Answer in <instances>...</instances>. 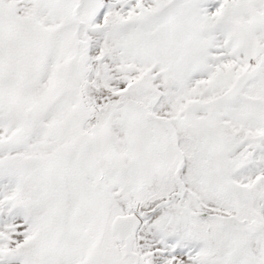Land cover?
Wrapping results in <instances>:
<instances>
[{"label":"snow or ice","instance_id":"6c2138e0","mask_svg":"<svg viewBox=\"0 0 264 264\" xmlns=\"http://www.w3.org/2000/svg\"><path fill=\"white\" fill-rule=\"evenodd\" d=\"M0 264H264V0H0Z\"/></svg>","mask_w":264,"mask_h":264}]
</instances>
